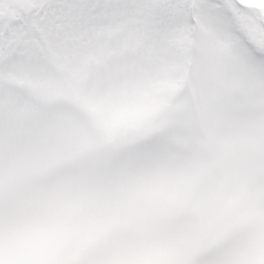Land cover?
<instances>
[{"label": "snow or ice", "instance_id": "snow-or-ice-1", "mask_svg": "<svg viewBox=\"0 0 264 264\" xmlns=\"http://www.w3.org/2000/svg\"><path fill=\"white\" fill-rule=\"evenodd\" d=\"M0 264H264V0H0Z\"/></svg>", "mask_w": 264, "mask_h": 264}]
</instances>
